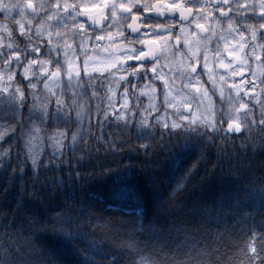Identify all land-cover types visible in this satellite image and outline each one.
<instances>
[{"label":"clouds","instance_id":"clouds-1","mask_svg":"<svg viewBox=\"0 0 264 264\" xmlns=\"http://www.w3.org/2000/svg\"><path fill=\"white\" fill-rule=\"evenodd\" d=\"M0 264H264V0H0Z\"/></svg>","mask_w":264,"mask_h":264},{"label":"trees","instance_id":"trees-1","mask_svg":"<svg viewBox=\"0 0 264 264\" xmlns=\"http://www.w3.org/2000/svg\"><path fill=\"white\" fill-rule=\"evenodd\" d=\"M114 200H119L127 194V189L123 186L119 177H116L108 193Z\"/></svg>","mask_w":264,"mask_h":264}]
</instances>
